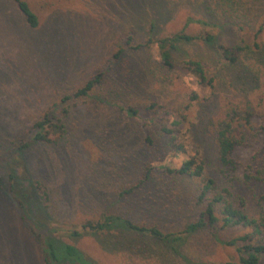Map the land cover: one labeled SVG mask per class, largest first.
Instances as JSON below:
<instances>
[{
	"label": "rangeland",
	"instance_id": "obj_1",
	"mask_svg": "<svg viewBox=\"0 0 264 264\" xmlns=\"http://www.w3.org/2000/svg\"><path fill=\"white\" fill-rule=\"evenodd\" d=\"M24 1L36 15L34 27L27 25L13 0H0V264H40V250L31 233L32 227L74 243L97 264H186L185 259L175 254L165 255L160 249L155 254L153 246L150 249H129L122 244L105 246L91 233L84 232L78 238L69 233L81 231L83 220L96 218L108 210L136 222L156 223L166 230L179 229L194 216L196 207L186 200L185 193L172 194L169 202L154 201L161 200L163 192L160 177L154 172L164 165L180 164L188 155L196 156L190 132L185 129L179 135L178 141L186 144V151L176 155L157 144L149 146L144 142L142 130L150 121L157 120L180 129L181 124L176 121L182 115L195 126L208 127V117L218 114L226 95L240 92L238 87L227 84L233 79L227 74L233 71L246 75L250 97L257 99L264 67L256 65L247 55L241 62L247 68L242 64L227 67L204 44L179 43L170 51L176 69L169 72L161 64L157 45L151 42L150 54L145 55L146 79L131 74L132 85L136 80L142 81L139 96L136 94L138 97L132 99L133 94H129L124 96L129 100H120L121 104L136 107V118L128 119L125 112L117 113L97 100L84 101L71 108L68 130L61 144L18 150L15 143L32 135L33 123L53 108L60 96L104 69L117 47L124 48L123 58L137 62L133 59L140 53L132 55L125 41L144 44L148 38L154 41L182 28L196 32L202 27L186 24L187 16L207 19L210 15L206 8L212 3V0ZM218 33L221 41L230 44L251 43L249 28L242 32L235 26L224 27ZM261 40L264 42V32ZM188 59L206 65L213 86L200 83L181 65ZM241 65L252 68L254 77L252 71L240 72ZM134 68L142 71L140 65ZM122 70L125 71V66ZM194 93L198 100H191ZM152 102L156 104L153 107ZM247 145L235 152L242 165L250 160L260 143L252 137ZM147 162L155 169L152 180L135 189L134 196L116 199L121 188L137 182ZM9 172L15 174L12 182H16V190L26 194L21 197L23 208H19L9 192ZM35 180L47 185L48 203L41 201L34 190ZM178 203L187 204L176 210ZM244 230L234 227L222 233L229 237ZM138 239L143 243L149 241ZM182 254L189 260L188 264L235 258L233 248L214 245L204 233L188 236L180 248Z\"/></svg>",
	"mask_w": 264,
	"mask_h": 264
},
{
	"label": "trees",
	"instance_id": "obj_2",
	"mask_svg": "<svg viewBox=\"0 0 264 264\" xmlns=\"http://www.w3.org/2000/svg\"><path fill=\"white\" fill-rule=\"evenodd\" d=\"M13 1L27 25L36 26V15L27 3L24 0ZM206 10L210 15L207 19L198 15H188L186 18V24L195 23L202 27L196 32H187L182 28L154 41L148 38L144 44L132 45L131 41H125L130 46L127 48L132 55L140 53L133 59L137 62H132L128 57L123 58L124 48L117 47L104 69L85 79L70 93L60 96L54 107L45 111L33 123L32 135L29 138L23 137L15 143V147L22 150L35 145L54 147L61 144L68 130L71 108L84 101L97 100L111 106L117 113L125 112L128 119L136 118V107L132 104H121L123 101L120 100H129L124 97L129 94H133L132 99L139 96L138 87L141 88L142 81L136 80L132 85L131 74L132 77L134 74L139 75L142 80L146 79L145 66L148 64L145 55L150 54L151 42L157 45L161 64L169 72L176 69L170 51L176 49L179 43L204 44L214 52L218 62L227 67H238L242 64L247 68L241 63L247 58L244 55L253 58L259 67H264V42L261 40L264 32V0H212ZM234 26L237 31L242 32H247L249 28L250 44L238 41L230 44L220 40L219 29ZM125 58L128 60H124ZM135 65H140L142 71H136ZM181 65L195 75L200 83L213 86V79L208 77L206 65L200 60L188 59ZM122 66H125V71ZM247 70L250 72L252 68L243 67L239 71L246 73ZM230 74L233 79L228 80L227 84L238 87L240 92L232 91L229 93L231 95H226L223 104L219 106L218 114L208 117V127L195 126L182 115L176 121V124H181L180 129L157 120L150 121L149 126L142 130L144 142L149 146L157 144L176 155L186 151V144L178 141L179 135L185 129L190 132L191 146L195 148L196 156L188 155L180 164L164 165L158 172H154L159 175L158 180L163 189L161 200L154 201L169 202L172 194L181 196L185 193L188 195L186 200L193 202L196 207L194 216H190L179 229L166 230L156 223L136 222L122 213L108 210L96 218L83 220L81 231H70L71 237L78 238L87 232L98 237L103 245L122 244L129 249L153 246L151 248H154L155 254L160 249L165 255L175 254L181 260L185 259L188 264L189 260L183 254L180 255L184 240L190 235L204 233L214 245L233 248L235 258L217 262L190 261V264H264V80H261V92L256 99L250 97L246 88V79L247 82L249 80L246 75L233 71L227 75ZM252 76L254 77L253 71ZM191 100H198V96L194 93ZM155 105L154 102L150 104L151 107ZM252 137L258 139L260 146L250 160L242 165L235 152L239 148L247 147ZM153 170L155 169H151L147 162L137 182L121 188L116 193V199L134 196L135 189L152 180ZM9 176V192L19 208H23L24 200L21 197L26 194H20L16 190V182H12L15 179L14 172H9ZM33 188L40 200L48 203L50 197L47 185L35 180ZM166 204L171 209V205ZM178 204L176 210L187 203ZM188 207L190 209L192 206ZM234 227L245 230L241 234L225 237L222 231ZM31 233L39 246L40 264H97L87 258L74 243L48 236L36 227H32ZM138 237L149 241L143 243ZM148 242L150 243L146 244Z\"/></svg>",
	"mask_w": 264,
	"mask_h": 264
}]
</instances>
